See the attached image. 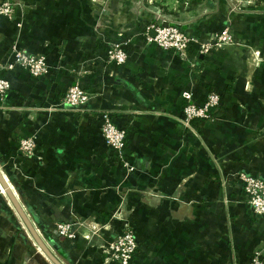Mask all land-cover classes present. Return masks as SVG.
Here are the masks:
<instances>
[{"label":"crops","instance_id":"1","mask_svg":"<svg viewBox=\"0 0 264 264\" xmlns=\"http://www.w3.org/2000/svg\"><path fill=\"white\" fill-rule=\"evenodd\" d=\"M9 1L22 24L0 20V61L16 43L59 60L63 74L4 73L5 104L48 107L75 83L89 95L83 113L41 112L34 122L17 110L0 114V171L20 205L50 235L63 223L76 233L54 241L62 264H106L125 226L137 243L131 264H249L255 250L264 255V218L251 216L236 181L238 173L264 180V0H250L258 11L234 10L233 0ZM168 23L210 53L192 44L181 59L142 40L146 25ZM224 24L235 42L218 48L208 33ZM112 44L126 46L122 66L104 61ZM210 90L220 109L211 122H193V134L177 121L182 93L200 102ZM102 111L125 130L130 172L102 140ZM32 134L35 156L21 158L18 142ZM1 194L2 249L16 217Z\"/></svg>","mask_w":264,"mask_h":264},{"label":"built area","instance_id":"2","mask_svg":"<svg viewBox=\"0 0 264 264\" xmlns=\"http://www.w3.org/2000/svg\"><path fill=\"white\" fill-rule=\"evenodd\" d=\"M0 20L15 21L17 28H20L22 24L21 21L17 22L18 14L9 0L0 2ZM208 34L213 40V46L218 48L235 42L226 24L222 25L217 31ZM141 38L145 43L155 45L162 50L171 51L181 59L187 58L192 44H196L201 55H208L212 48L209 43L199 41L181 30L177 25L169 23L163 26L146 25L141 32ZM127 60L128 54L125 45L112 44L105 46L104 61L107 64L122 66ZM55 61L50 63L44 55L27 52L25 49L19 48L16 43H13L10 47V59L5 62L0 61V114L6 116L10 110H17L20 113H26L25 119L27 121L34 122L35 115L41 112H46L50 115L64 111L83 113L89 101V95L77 83L71 84L58 102L48 107L26 108L5 104L11 84L3 75L4 73L19 69L32 78L63 74L60 61ZM182 99L184 100L183 114L177 121L193 134H197L193 122L207 123L213 121L221 106V98L213 90H210L200 102L193 100L191 91L183 92ZM97 122L106 148L121 161L127 171H132L133 168L123 157L126 143L125 130L114 123L111 114L107 111H102L97 115ZM37 146L36 134H32L30 137L21 139L18 142L17 151L21 158L30 159L35 156ZM236 181L244 194L251 216L260 219L264 218V180L251 174L238 173ZM70 229L71 224H57L54 228V233L57 236L71 239L74 234ZM136 249L137 243L134 234L129 230L128 226H125V230L118 234L107 246L109 256L107 263L131 264ZM249 264H264L262 250L252 252Z\"/></svg>","mask_w":264,"mask_h":264},{"label":"rangeland","instance_id":"3","mask_svg":"<svg viewBox=\"0 0 264 264\" xmlns=\"http://www.w3.org/2000/svg\"><path fill=\"white\" fill-rule=\"evenodd\" d=\"M233 2L234 3L232 6H233L234 10H237V11H244V10L245 11L246 10L258 11V8L255 9L256 8L255 3H253V2L250 3V0H233ZM259 11H264V10L260 9ZM227 27H229V25H227ZM15 191H16V189H15ZM0 192H1V189H0ZM2 194H4V193H2ZM2 194H1V196L3 197V199L6 200L7 205L9 204L10 210H11L10 212L14 214L16 219L13 220L14 222L13 221L8 222L9 225L7 224V230H4V232L1 235L2 236L1 240L3 242L7 241L8 245H5L4 248H2V249L0 247V252H3V253H0V264H51L47 259H45V257H43L42 254H41L42 257H40V255H39L40 253H38L39 251L37 249V246L34 244V241L31 239L27 230L24 228L21 220L17 216L15 210L11 206L7 197L6 196L4 197V195H2ZM27 214L29 215L31 222L33 223V225L37 229L36 223H35L32 215L29 213H27ZM15 220H17V221H15ZM15 222H18L19 225L16 224ZM124 230H125V228H124ZM129 230H131V228H129ZM70 231H72V233L74 234V237L71 239H67V240H73L76 238V233L73 231L72 227H71ZM93 231L98 232L100 230H96L95 228H93ZM39 233L43 237L40 230H39ZM20 235L22 237L26 236V243L25 244L22 242V240L20 238H18ZM51 235H52V237H53L52 239L54 241H55V239L63 238V237L57 236V234L54 233V229H52ZM43 239H44V241H46L44 237H43ZM63 239H66V238H63ZM48 245H50V244L48 243ZM58 249H59V246H58ZM52 251L56 255V251L53 248H52ZM107 262H106V264H108Z\"/></svg>","mask_w":264,"mask_h":264},{"label":"water","instance_id":"4","mask_svg":"<svg viewBox=\"0 0 264 264\" xmlns=\"http://www.w3.org/2000/svg\"><path fill=\"white\" fill-rule=\"evenodd\" d=\"M0 187L3 189L5 196L10 202L11 206L15 210L17 216L21 220L23 226L27 230L31 239L34 241V244L37 246V249L40 254L45 257L51 264H62L58 258L53 254L52 247L44 241L43 237L40 235L38 228L33 225L29 215L24 211L19 201L17 200L15 193L9 187L6 179L0 171Z\"/></svg>","mask_w":264,"mask_h":264},{"label":"trees","instance_id":"5","mask_svg":"<svg viewBox=\"0 0 264 264\" xmlns=\"http://www.w3.org/2000/svg\"><path fill=\"white\" fill-rule=\"evenodd\" d=\"M32 215L37 228L40 230V232L42 233L43 237L45 238L46 242H48L51 247H55L56 243L54 242V240L52 239V236L47 232V230L39 223L38 218L34 216V214L29 213Z\"/></svg>","mask_w":264,"mask_h":264},{"label":"bare ground","instance_id":"6","mask_svg":"<svg viewBox=\"0 0 264 264\" xmlns=\"http://www.w3.org/2000/svg\"><path fill=\"white\" fill-rule=\"evenodd\" d=\"M1 188V187H0ZM1 192L4 193L3 189L1 188Z\"/></svg>","mask_w":264,"mask_h":264}]
</instances>
